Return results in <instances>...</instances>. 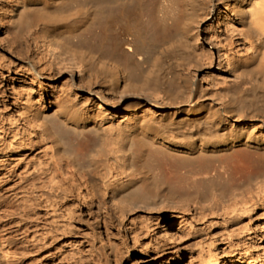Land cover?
<instances>
[{"label": "bare ground", "instance_id": "1", "mask_svg": "<svg viewBox=\"0 0 264 264\" xmlns=\"http://www.w3.org/2000/svg\"><path fill=\"white\" fill-rule=\"evenodd\" d=\"M3 2L0 18L28 31L21 42L23 71L37 80L30 90L25 78L19 118L10 127L0 122V156L17 160L20 183L41 189L39 197L48 200L93 202L97 192L115 207L160 200L150 194L155 184L193 187L199 198L175 201L181 219L245 220L246 237L264 249L263 235L251 224L264 220V0ZM216 13L226 24L215 34L220 66L233 80L225 77L211 90L176 67L175 77L167 78L171 61L207 53L194 25ZM67 70L70 82L51 94V79ZM210 94L222 107L207 99ZM115 110L125 113L118 122L110 119ZM72 135L80 137V148ZM97 137L106 142L96 148L99 160L89 154ZM200 158L217 162L181 168ZM152 160L162 162L155 178L147 168ZM213 187L220 192L202 194ZM7 204L0 194V264L14 252L6 246ZM227 239L221 240L234 247ZM215 250H205L210 257L201 264H264V253L256 256L249 247L243 253L234 248L226 262L214 258ZM92 264H107L105 255H94Z\"/></svg>", "mask_w": 264, "mask_h": 264}, {"label": "rangeland", "instance_id": "2", "mask_svg": "<svg viewBox=\"0 0 264 264\" xmlns=\"http://www.w3.org/2000/svg\"><path fill=\"white\" fill-rule=\"evenodd\" d=\"M3 4V0H0V8ZM218 16L216 13L208 18H200L194 25L207 53L190 52V58L185 63L171 61V68L164 72L167 78L175 77L173 71L176 70L172 67H176L197 76L211 90L222 85L225 77L233 80L226 66H220V47L216 46L215 34L226 30V24L223 22L225 16L221 20ZM26 34L27 30L21 31L12 26L7 18H0V122L6 127H10V122L20 116L19 100L25 78L31 85L30 90L36 88V78L25 75L23 71L25 63L22 60L21 42ZM70 79L69 70L52 78L48 86L51 94L60 93ZM207 99L222 107V103L212 94ZM112 112L115 117L111 116L110 119L113 118L115 122L124 118L123 110ZM71 139L80 148V137L72 135ZM101 143L106 144L97 137L89 151L96 160L102 156V152L96 153ZM2 158L0 156V194L10 208L5 217L10 235L6 246L14 251L10 260L2 264H92L94 255L95 259L105 255L107 264H176V261L179 264H201L210 257L204 252L208 248H219L215 250L217 256L214 258L223 262L234 256V248H240L239 251L243 253L242 249L249 247L256 256L264 253L263 247L254 246L251 238L246 237L245 227L250 223L245 220H197L192 216L181 219L179 216L183 209L175 201L199 198L200 193L193 187L155 184L150 187V194L160 197V200L150 203L134 199L118 207L110 198L100 199L97 192L93 202L83 198L48 200L39 197L41 189L19 182L17 160L12 158L3 162ZM239 158L244 157L240 155ZM169 159L164 158L162 162ZM202 161L210 164L217 162L213 158H200L197 163L181 165V168L197 170ZM162 162L152 160L147 167L153 178ZM85 168L92 167L89 165ZM219 188H204L202 194L220 192ZM43 191L47 193L48 189ZM133 191L134 188L127 194ZM119 210L123 211L121 217L118 216ZM69 222L71 225L67 226ZM251 224L256 230L255 235L261 234L264 239V220H254ZM173 229L175 235H172ZM222 237L233 238L235 246L223 243ZM216 240L219 242L212 243ZM241 255L235 256L239 258Z\"/></svg>", "mask_w": 264, "mask_h": 264}]
</instances>
